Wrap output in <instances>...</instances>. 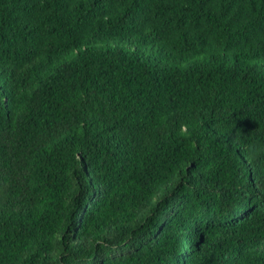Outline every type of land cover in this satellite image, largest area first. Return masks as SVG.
Returning a JSON list of instances; mask_svg holds the SVG:
<instances>
[{"label": "trees", "instance_id": "trees-1", "mask_svg": "<svg viewBox=\"0 0 264 264\" xmlns=\"http://www.w3.org/2000/svg\"><path fill=\"white\" fill-rule=\"evenodd\" d=\"M0 264H264V0H0Z\"/></svg>", "mask_w": 264, "mask_h": 264}, {"label": "rangeland", "instance_id": "rangeland-1", "mask_svg": "<svg viewBox=\"0 0 264 264\" xmlns=\"http://www.w3.org/2000/svg\"><path fill=\"white\" fill-rule=\"evenodd\" d=\"M99 42H107V43H111L112 41H99Z\"/></svg>", "mask_w": 264, "mask_h": 264}]
</instances>
